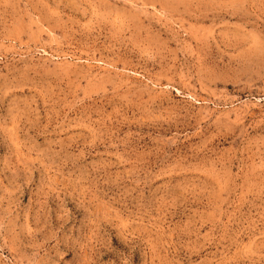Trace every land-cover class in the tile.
Listing matches in <instances>:
<instances>
[{"label":"rangeland","instance_id":"374dc122","mask_svg":"<svg viewBox=\"0 0 264 264\" xmlns=\"http://www.w3.org/2000/svg\"><path fill=\"white\" fill-rule=\"evenodd\" d=\"M0 264H264V0H0Z\"/></svg>","mask_w":264,"mask_h":264}]
</instances>
